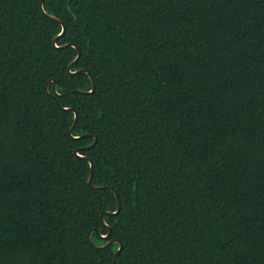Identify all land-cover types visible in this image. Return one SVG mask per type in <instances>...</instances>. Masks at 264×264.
I'll return each mask as SVG.
<instances>
[{
    "label": "trees",
    "instance_id": "1",
    "mask_svg": "<svg viewBox=\"0 0 264 264\" xmlns=\"http://www.w3.org/2000/svg\"><path fill=\"white\" fill-rule=\"evenodd\" d=\"M44 8L0 0V264H264V0Z\"/></svg>",
    "mask_w": 264,
    "mask_h": 264
},
{
    "label": "water",
    "instance_id": "2",
    "mask_svg": "<svg viewBox=\"0 0 264 264\" xmlns=\"http://www.w3.org/2000/svg\"><path fill=\"white\" fill-rule=\"evenodd\" d=\"M44 2H45V0H41V11H42V13H43L47 18H49L50 20L55 21V22H57V23H60V24L63 26V31H62L61 35L54 39V42H56L60 37H62V36L65 35V33H66V25L63 23V21H62L61 19H59V18H57V17H55V16H52V15H50V14H48V13L46 12V10H45V8H44ZM69 46H72V47H75V48L78 49V47H77L76 45H73V44L65 45L64 48L69 47ZM81 56H82V53H81L80 49H78V55H77V58L75 59L74 62H72V63L69 65L68 70H69L70 72H71V69L73 68V66H74V65L80 60ZM81 72H83V73H87V74L90 75L89 71L86 70V69H81V70H79V71H77V72L72 73V75H76V74L81 73ZM90 78H91L92 86H93V87H92V90H91L90 92H83V91H77V92H80V93L85 94V95H91V94H93V93L95 92L96 87H95V81H94V78L92 77V75H90ZM52 81H54V92L56 93V95L59 96V97L66 96V95H62V94H58V93H57V83H56L55 80H50V81L47 83V87H46L47 90L49 89V85L51 84ZM74 92H75V91H74ZM56 102L59 104V102H58L57 99H56ZM64 110H65V111H72V112L75 113V120H74V123H73V125H72V127H71V129H70V134L72 135V133H73V131H74V129H75L77 123H78V113H77L74 109H72V108H64ZM88 137H92V138L95 139L94 143H93L92 145H90V146L87 148V149H91V148H93V147L97 144L98 139H97L95 136H93V135H90V136H88ZM82 138H84V136L74 137V139H76V140H80V139H82ZM80 150H81V149L76 150V151H75V154H76L80 159H83V160H86V161L90 162V165H91V175H90V177H89V179H88V184L91 185V184H92V181H93V178H94V163L89 159L88 156L79 155ZM92 187H93L94 189H109V190L113 191V192L115 193L116 198H117V201H118V209H117L116 212H113V213H111V212H106V213L102 214V221H103V224H104L105 227H107V228L109 229V231H110V232L108 233L107 236H101V239H103L104 241H106V244L103 245V246H96V245H94V244L92 243V244H93L96 248H98V249L107 248V247L111 246L112 244H114V243H119V242L116 241V240H110V238H111V230H112V228H111V227L105 222V220H104V216H105V215H109V216H116V215H119V213L121 212V209H122V203H121V200H120V196L118 195V193L116 192V190H115L114 188H112V187H107V186H92ZM95 231H96V233H98V230H92V231H90L89 234H88V240H89L90 242H91V236H92L93 232H95ZM122 248H123V246L120 244V247H119L118 251H117L116 254H115V258H114V263H115V264H117V260H118V257H119L120 252L122 251Z\"/></svg>",
    "mask_w": 264,
    "mask_h": 264
}]
</instances>
